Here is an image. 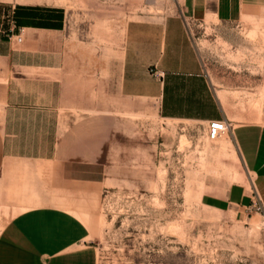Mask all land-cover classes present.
<instances>
[{
    "label": "crops",
    "instance_id": "crops-1",
    "mask_svg": "<svg viewBox=\"0 0 264 264\" xmlns=\"http://www.w3.org/2000/svg\"><path fill=\"white\" fill-rule=\"evenodd\" d=\"M30 2L0 0V264H97L100 176L127 173L129 116L147 110L206 134L211 121L243 119L212 148L220 154L205 169L221 177L201 180L199 204L244 223L253 197L221 169L237 173V160L261 192L264 123L251 111L231 114L226 90L221 103L189 24L264 13V0H182L156 16L125 15L135 0H123L121 14L90 0L87 22L81 11Z\"/></svg>",
    "mask_w": 264,
    "mask_h": 264
},
{
    "label": "rangeland",
    "instance_id": "rangeland-1",
    "mask_svg": "<svg viewBox=\"0 0 264 264\" xmlns=\"http://www.w3.org/2000/svg\"><path fill=\"white\" fill-rule=\"evenodd\" d=\"M20 1L81 11L82 21L90 20L85 6L90 0ZM122 1L107 3L121 14ZM107 3L103 0L98 7ZM181 4L182 0H135V8L125 7L124 14H172ZM189 27L221 103L225 95L220 91L226 90L231 114L251 111L264 123V13L242 15L227 24L190 22ZM153 112L147 110L144 119L129 116V159L121 168L127 173L100 176L104 189L91 237L97 264H264V182L261 192H251L253 181L236 160L237 173L221 169L224 180L243 184L254 202L259 198L262 212L251 209L240 223L229 213L202 207L201 180L221 177L205 165L214 160L209 157L220 154L212 148L222 138L210 141L197 123L161 120ZM227 119L231 127L243 121L230 114ZM226 146L222 141L219 150ZM229 158L224 155L225 163Z\"/></svg>",
    "mask_w": 264,
    "mask_h": 264
},
{
    "label": "built area",
    "instance_id": "built-area-1",
    "mask_svg": "<svg viewBox=\"0 0 264 264\" xmlns=\"http://www.w3.org/2000/svg\"><path fill=\"white\" fill-rule=\"evenodd\" d=\"M11 38L12 36L10 37V39ZM14 42L16 44H21L22 37L19 35L15 36ZM150 73L153 75H157V72L155 71H150ZM230 128H231V124L228 121H211L208 123L207 126V138L211 141L217 140L220 136L228 132ZM252 209H255L256 212H262V205L259 198H256V202L253 201Z\"/></svg>",
    "mask_w": 264,
    "mask_h": 264
},
{
    "label": "bare ground",
    "instance_id": "bare-ground-1",
    "mask_svg": "<svg viewBox=\"0 0 264 264\" xmlns=\"http://www.w3.org/2000/svg\"><path fill=\"white\" fill-rule=\"evenodd\" d=\"M185 142H186V140H182V141H181V145H184ZM257 229H258V228H257ZM251 231H252V230H251ZM252 232H253V231H252ZM253 233H254V232H253ZM254 234H255V233H254ZM254 234H253V235H254ZM256 235H257V234H256Z\"/></svg>",
    "mask_w": 264,
    "mask_h": 264
}]
</instances>
